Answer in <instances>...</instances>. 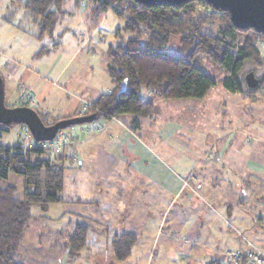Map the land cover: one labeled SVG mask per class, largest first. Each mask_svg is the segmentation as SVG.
Masks as SVG:
<instances>
[{
    "label": "crops",
    "instance_id": "obj_1",
    "mask_svg": "<svg viewBox=\"0 0 264 264\" xmlns=\"http://www.w3.org/2000/svg\"><path fill=\"white\" fill-rule=\"evenodd\" d=\"M23 2L19 6L26 11ZM17 3L12 0L10 7ZM18 39L15 49L0 41V74L19 89L14 105H28L45 116L44 104L54 92L37 80L41 73L29 61L40 58L35 53L46 46L32 52L24 42L34 38ZM65 66L54 79H44L57 85ZM112 88L110 79L105 91L78 96L76 107L52 122L79 115L83 103ZM159 114L160 105L136 132L128 126L127 113L63 130L68 140L58 151L65 157L62 200L46 212L33 208L39 214L31 221L45 225L26 239L28 225L20 263L227 264V249L264 250V139L233 109L225 108L211 124L203 112L191 118L202 130L199 136L192 135L187 122ZM76 222L87 229L88 246L70 255L66 240ZM122 232L137 240L130 255L117 261L111 241Z\"/></svg>",
    "mask_w": 264,
    "mask_h": 264
},
{
    "label": "trees",
    "instance_id": "obj_2",
    "mask_svg": "<svg viewBox=\"0 0 264 264\" xmlns=\"http://www.w3.org/2000/svg\"><path fill=\"white\" fill-rule=\"evenodd\" d=\"M86 1L87 19L92 26L109 10L124 19L123 25L115 30V43L106 51V71L113 88L95 97L84 112L94 114L95 120L127 113L131 116L128 126L136 132L142 119L158 114L161 99L203 98L217 83L232 93H254L264 83L263 77L258 87L249 89L244 81V69L249 63L264 66V57L257 46V40L263 41L264 34L235 27L227 11H216L198 0L179 7L144 6L134 0ZM64 2L22 3L39 29L38 37L51 35L65 13ZM196 4L204 5L210 13L197 14ZM215 23L217 34L200 32L204 25ZM173 43L177 45V53L171 51ZM48 51L49 48L42 47L36 56ZM199 56L216 66L217 77L199 67ZM145 92L147 97L143 96ZM38 143L33 140L28 146L0 145V264H22L18 253L29 222L35 218L32 209L38 207L46 212L50 204L62 200L65 157L60 152L40 148ZM11 173L22 178L21 198L17 197L15 186L3 185ZM88 237L87 229L76 222L66 240L68 254L77 255L86 249ZM136 240L131 232L115 234L111 241L112 257L123 261Z\"/></svg>",
    "mask_w": 264,
    "mask_h": 264
},
{
    "label": "rangeland",
    "instance_id": "obj_3",
    "mask_svg": "<svg viewBox=\"0 0 264 264\" xmlns=\"http://www.w3.org/2000/svg\"><path fill=\"white\" fill-rule=\"evenodd\" d=\"M11 1L0 0V41L3 44H9L11 49H15L19 45L18 38H34L31 39L32 43L30 44L25 45L24 42L26 50L38 52L42 46H46L50 50L47 54L35 56L40 58L29 61V65L41 73V77L37 80L50 87L54 92L44 104L45 111H47L43 116L45 122L51 123L71 107H76L78 96L82 94L88 96L91 93L106 90V87L110 85L106 71L108 62L106 51L109 45L115 43L114 33L116 28L123 25V18L109 10L96 25L92 26L87 19L89 5L86 0H65L62 7L65 13L54 26L51 35L43 34L38 37L40 34L38 27L29 19V13L19 6V3L25 0H15L18 3L14 8L10 7ZM195 12L208 14L210 10L202 4H196ZM200 32L215 35L218 32V23L204 25ZM261 40H257V46L261 56L264 57V40ZM54 46L57 51H52ZM176 46V43H173V46L170 47L173 53L178 52ZM51 65H54L52 71L48 70ZM63 65L66 66L57 85L52 86L51 82L44 78L54 79L53 73L59 72ZM198 65L206 73L217 77L219 70L208 58L199 56ZM250 71L258 80H263L264 66L255 67L249 63L244 69V74ZM4 91L5 104L13 106L17 101L16 97H20L18 96L19 89L4 80ZM159 105V116H169L176 121L187 122V127L192 131L193 136H199L202 130L195 129V124L190 122L191 118L198 116V113L200 116L203 112L208 117V124H211L212 120L220 119L221 111L224 112L226 108L228 111L233 109L235 116L241 117L247 122L246 128L253 131L257 137L264 139V83L254 93H232L217 83L208 90L203 98L164 100L159 102ZM30 136L24 125H0V145L27 146V143L33 140ZM244 156L243 153L240 159ZM3 185L15 186L17 197H22V178L19 175L9 174ZM33 213L39 214V210L33 209ZM42 224L45 225L43 222L30 221L25 238L28 239L30 232L40 230L43 227ZM46 224L48 225L47 222ZM137 254L136 252L134 255Z\"/></svg>",
    "mask_w": 264,
    "mask_h": 264
},
{
    "label": "water",
    "instance_id": "obj_4",
    "mask_svg": "<svg viewBox=\"0 0 264 264\" xmlns=\"http://www.w3.org/2000/svg\"><path fill=\"white\" fill-rule=\"evenodd\" d=\"M144 6L179 7L192 0H134ZM216 11H227L232 24L239 29H253L264 34V0H198ZM249 89L258 87L259 80L252 71L244 75ZM4 79L0 74V125H24L36 142L51 141L56 134L70 126L91 123L94 114H79L45 124L38 112L28 105L7 106L5 104Z\"/></svg>",
    "mask_w": 264,
    "mask_h": 264
},
{
    "label": "built area",
    "instance_id": "obj_5",
    "mask_svg": "<svg viewBox=\"0 0 264 264\" xmlns=\"http://www.w3.org/2000/svg\"><path fill=\"white\" fill-rule=\"evenodd\" d=\"M89 105L88 102L83 103L80 114H84ZM67 140L66 134L61 130L51 141L39 142L38 146L52 151H59ZM223 258L227 264H264V250L254 247L248 250L227 249L223 253Z\"/></svg>",
    "mask_w": 264,
    "mask_h": 264
}]
</instances>
